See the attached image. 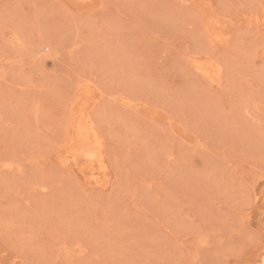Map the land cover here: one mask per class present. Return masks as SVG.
Wrapping results in <instances>:
<instances>
[{
  "label": "rangeland",
  "instance_id": "rangeland-1",
  "mask_svg": "<svg viewBox=\"0 0 264 264\" xmlns=\"http://www.w3.org/2000/svg\"><path fill=\"white\" fill-rule=\"evenodd\" d=\"M264 0H0V264H262Z\"/></svg>",
  "mask_w": 264,
  "mask_h": 264
},
{
  "label": "bare ground",
  "instance_id": "bare-ground-1",
  "mask_svg": "<svg viewBox=\"0 0 264 264\" xmlns=\"http://www.w3.org/2000/svg\"><path fill=\"white\" fill-rule=\"evenodd\" d=\"M262 264H264V256H263V261H262Z\"/></svg>",
  "mask_w": 264,
  "mask_h": 264
}]
</instances>
